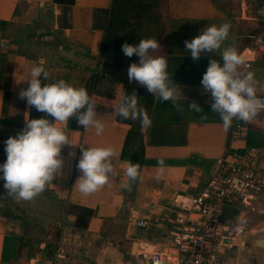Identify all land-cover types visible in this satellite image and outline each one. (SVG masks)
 <instances>
[{
    "label": "crops",
    "instance_id": "1",
    "mask_svg": "<svg viewBox=\"0 0 264 264\" xmlns=\"http://www.w3.org/2000/svg\"><path fill=\"white\" fill-rule=\"evenodd\" d=\"M257 1L255 9L250 0H242L236 15L216 0H166L163 43L151 54L167 60L169 79L178 88L176 103L182 110L177 111L172 102L162 103L137 82L130 83L126 65L100 56L113 0H0V164L6 161L4 142L25 129L28 120L52 119L19 98L40 59L49 73L47 80L41 77L42 86L64 80L74 88L84 87L97 106L96 119L104 125L101 135L91 126L81 127L75 118L56 125L69 141L61 149L60 174L45 188L65 204L56 240L31 242L21 227H6L1 208L7 190L0 180V264H135L139 242H150L159 230L146 232L134 226L130 216L153 217L177 195L196 194L229 144L238 149L249 146L248 133L253 134L252 146L264 148V110L242 121L244 131L231 140L232 124L239 119L225 128L200 83L209 60L222 64L224 48L232 47L249 64L244 68L242 63L238 71L253 74L256 98H264V45L259 49L252 40L264 32V0ZM224 23L231 28L221 49L193 61L184 42ZM133 91L138 107L152 121L149 128H142L139 119L121 120L116 115L121 97ZM193 102L200 112L189 110ZM81 147L114 152L107 184L89 195L77 184ZM161 159L163 168L157 166ZM127 161L140 165L135 182L125 176ZM257 240L242 237L226 251L223 264H264L259 259L264 244L258 247Z\"/></svg>",
    "mask_w": 264,
    "mask_h": 264
},
{
    "label": "clouds",
    "instance_id": "2",
    "mask_svg": "<svg viewBox=\"0 0 264 264\" xmlns=\"http://www.w3.org/2000/svg\"><path fill=\"white\" fill-rule=\"evenodd\" d=\"M230 23L219 27L213 25L205 28L200 35L185 41L193 61L199 60L202 53H217L228 39ZM160 49L156 39H142L138 44L124 43L122 53L131 58L137 56L139 64L132 63L127 69L129 82H137L147 92L158 96L160 102L170 101L177 111H181L176 103L178 88L169 79L168 63L164 56L153 57L150 52ZM221 59L223 63L209 60V66L202 76L201 86L212 98L211 110L219 115L223 126L228 128L234 119L251 121L257 114L260 102L256 98L253 86V74L241 75L238 71L242 64L241 57L234 48H224ZM45 61L40 59L37 66L32 67L28 87L19 92V98L25 100L29 108L46 114L52 119H31L26 122L25 129L15 137H9L5 143L6 161L0 164V180L7 194L15 195L17 200L29 201L40 195L49 182L60 174L63 160L61 149L69 145L65 131L57 124L67 125L69 118L87 129L93 127L96 135H101L104 125L96 119V105L91 101L84 87L74 88L64 80L44 84L41 77L47 80ZM189 110L200 112L196 103L189 104ZM116 115L121 120L139 119L142 128H149L152 121L143 108L138 107V98L133 91L121 97L116 108ZM77 163L81 176L77 182L79 191L85 195L92 194L107 184L113 173L111 148H83ZM164 160H158L157 166L164 167ZM125 176L128 181L135 182L139 175L138 163L126 162Z\"/></svg>",
    "mask_w": 264,
    "mask_h": 264
},
{
    "label": "built area",
    "instance_id": "3",
    "mask_svg": "<svg viewBox=\"0 0 264 264\" xmlns=\"http://www.w3.org/2000/svg\"><path fill=\"white\" fill-rule=\"evenodd\" d=\"M252 40L261 49L264 32ZM242 63L244 68L249 67L243 60ZM257 99L258 111L264 110V98ZM244 129L232 124L231 140ZM262 212L264 148L238 149L229 144L196 194L177 195L153 217L130 216V222L146 232L159 230L156 237L152 234L150 242H139L135 264H223L226 251L241 242L245 214Z\"/></svg>",
    "mask_w": 264,
    "mask_h": 264
},
{
    "label": "rangeland",
    "instance_id": "4",
    "mask_svg": "<svg viewBox=\"0 0 264 264\" xmlns=\"http://www.w3.org/2000/svg\"><path fill=\"white\" fill-rule=\"evenodd\" d=\"M216 2L223 5L230 13L236 15L240 13L239 5L242 4V0H216ZM249 3L255 9L258 6L257 0H250ZM166 12V0H159V3L154 6L153 16L147 20V24L150 26V39H156L158 45L163 43ZM259 116L260 113L257 111L255 117ZM2 205L1 214L8 220L6 225L8 229H15L19 226L28 240L35 243L40 242V244L58 238V225L63 217V206L65 204L52 192L44 190L40 195L29 201L17 200L15 195L7 194ZM244 218L243 237L249 236L253 239H262L264 236V212L245 214ZM10 220L15 221L16 226H12ZM259 259L264 262V255L261 254Z\"/></svg>",
    "mask_w": 264,
    "mask_h": 264
},
{
    "label": "trees",
    "instance_id": "5",
    "mask_svg": "<svg viewBox=\"0 0 264 264\" xmlns=\"http://www.w3.org/2000/svg\"><path fill=\"white\" fill-rule=\"evenodd\" d=\"M158 3L159 0H113L100 56L114 64H124L128 68L132 63L138 65L139 58L135 55L126 57L121 47L124 43L135 45L142 39L151 38L147 20L153 16L154 6ZM236 124L243 125V122L238 120ZM251 135L253 134L250 132L247 136L249 146L253 145ZM91 214L92 212L87 211L88 216Z\"/></svg>",
    "mask_w": 264,
    "mask_h": 264
},
{
    "label": "water",
    "instance_id": "6",
    "mask_svg": "<svg viewBox=\"0 0 264 264\" xmlns=\"http://www.w3.org/2000/svg\"><path fill=\"white\" fill-rule=\"evenodd\" d=\"M263 244H264L263 240H261V239H260V240H257L256 245H257L258 247H262Z\"/></svg>",
    "mask_w": 264,
    "mask_h": 264
}]
</instances>
